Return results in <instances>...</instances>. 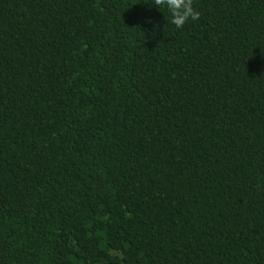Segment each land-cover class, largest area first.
I'll return each mask as SVG.
<instances>
[{
  "label": "trees",
  "instance_id": "1",
  "mask_svg": "<svg viewBox=\"0 0 264 264\" xmlns=\"http://www.w3.org/2000/svg\"><path fill=\"white\" fill-rule=\"evenodd\" d=\"M0 0V264H264V0Z\"/></svg>",
  "mask_w": 264,
  "mask_h": 264
},
{
  "label": "clouds",
  "instance_id": "2",
  "mask_svg": "<svg viewBox=\"0 0 264 264\" xmlns=\"http://www.w3.org/2000/svg\"><path fill=\"white\" fill-rule=\"evenodd\" d=\"M147 4L149 9L155 8L161 13V9H164L169 13L170 23L177 29L183 28L186 22L199 18V12L193 8L192 0H149Z\"/></svg>",
  "mask_w": 264,
  "mask_h": 264
}]
</instances>
